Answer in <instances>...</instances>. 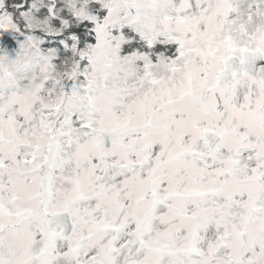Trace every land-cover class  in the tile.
I'll use <instances>...</instances> for the list:
<instances>
[{"label":"snow or ice","instance_id":"6c2138e0","mask_svg":"<svg viewBox=\"0 0 264 264\" xmlns=\"http://www.w3.org/2000/svg\"><path fill=\"white\" fill-rule=\"evenodd\" d=\"M0 264H264V0H0Z\"/></svg>","mask_w":264,"mask_h":264}]
</instances>
